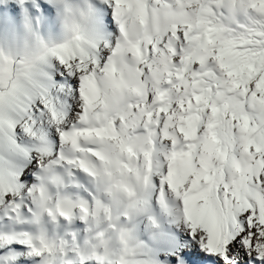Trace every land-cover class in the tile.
Here are the masks:
<instances>
[{"label": "snow or ice", "instance_id": "6c2138e0", "mask_svg": "<svg viewBox=\"0 0 264 264\" xmlns=\"http://www.w3.org/2000/svg\"><path fill=\"white\" fill-rule=\"evenodd\" d=\"M0 264H264V0H0Z\"/></svg>", "mask_w": 264, "mask_h": 264}]
</instances>
